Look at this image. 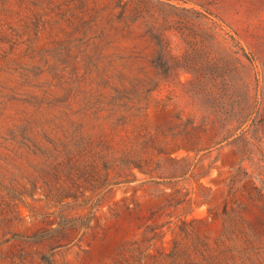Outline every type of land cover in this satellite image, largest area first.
Segmentation results:
<instances>
[{
    "label": "rangeland",
    "instance_id": "1",
    "mask_svg": "<svg viewBox=\"0 0 264 264\" xmlns=\"http://www.w3.org/2000/svg\"><path fill=\"white\" fill-rule=\"evenodd\" d=\"M0 264H264V0H0Z\"/></svg>",
    "mask_w": 264,
    "mask_h": 264
}]
</instances>
